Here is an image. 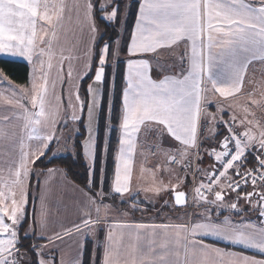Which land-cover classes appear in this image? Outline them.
Returning a JSON list of instances; mask_svg holds the SVG:
<instances>
[{
  "label": "snow or ice",
  "instance_id": "obj_1",
  "mask_svg": "<svg viewBox=\"0 0 264 264\" xmlns=\"http://www.w3.org/2000/svg\"><path fill=\"white\" fill-rule=\"evenodd\" d=\"M98 14L106 24H120L121 4L0 0V55L20 57L33 66L29 88H8V95L0 96V264H57L44 255L49 246L59 247V264H84L88 243L93 246L91 264H96L97 250L102 251L101 264H264V259L203 242L211 237L264 255V125L246 109L239 121L244 127L237 131L235 114L224 120V105L217 102L215 113L208 107L216 93L224 99L241 93L249 65L264 63V0H139L126 61L120 60L118 40L97 47ZM179 48L183 51L177 53ZM161 49L178 55L179 72L169 74L160 63ZM109 64L114 70L124 64L118 97L115 78L111 87L106 83ZM90 72L92 83L81 96L80 83ZM252 103L264 109V102L253 98ZM69 124L75 126V136L81 124L85 129L82 143L73 148L82 150L88 162L90 187L97 162H103L101 190L80 201L78 221L64 225L54 219L53 207L67 195L65 174L53 168L38 174L39 210L33 211L29 229L48 243L25 249L20 233L29 232L23 226L31 165L50 151V144L60 142L58 126ZM221 125L222 133L217 131ZM168 137L178 143L163 147ZM63 139L71 141L73 135ZM149 139L155 142L154 152L164 156L163 164L148 170L153 177L158 170L174 171V164L187 174L194 162L195 173L203 174L193 203L208 207L190 226L125 223L111 217V206L103 203L107 157L112 156L114 166L111 191L123 197L131 192L138 145ZM205 140L219 148L205 149L214 157L211 171L201 166ZM140 170L145 171L143 165ZM179 184V177L174 185L154 178L142 190L159 195L170 187L175 205L183 207L186 192L177 191ZM248 185L252 191L243 190ZM230 193L237 199L227 200ZM241 199L248 209L240 207ZM250 210L258 213V222L233 220ZM224 212L229 215L223 220L212 219L213 213L219 217Z\"/></svg>",
  "mask_w": 264,
  "mask_h": 264
},
{
  "label": "crops",
  "instance_id": "obj_2",
  "mask_svg": "<svg viewBox=\"0 0 264 264\" xmlns=\"http://www.w3.org/2000/svg\"><path fill=\"white\" fill-rule=\"evenodd\" d=\"M119 1V0H118ZM138 3L139 0H137V8H138ZM136 14H137V9H136ZM136 17V15H135ZM135 20L132 26V30L134 28ZM99 29V28H98ZM131 30V32H132ZM118 41L120 42V37L121 33L119 34ZM131 35V34H130ZM101 36V32L99 30V34L97 36V41ZM47 39V37L45 38ZM130 42V37L127 40V42L124 44V46L121 47L122 49V55L120 56V60L126 61L129 59V57L126 54V47L127 44ZM161 53V56L159 57V61L161 64H163L166 68L170 69L169 74H174V72H179V67L177 66L179 63V57L178 55H171L170 50L167 49H161L159 50ZM183 51V48L177 49V53ZM154 54H149V58H152ZM134 58V57H133ZM0 59L3 60H9V61H16V62H23L26 63L29 67V63L20 57H9L5 55H0ZM67 67V62H65V70ZM174 69V71H172ZM30 70V68H29ZM30 75V72H29ZM93 75V72H90L87 77L83 79V81L80 83V94L81 96H84V89H83V84L87 80V84L85 86V89L87 90V87L90 83H92V80L90 79ZM153 78H156V75L153 74ZM14 83L10 80L9 77L6 75H2L0 73V96L8 95L7 89L8 88H14ZM25 86V85H23ZM262 92H264V63H262L259 60H254L252 64L249 65L248 71L246 73L245 77V84L242 89L241 93L236 94L234 97H229L227 99L219 97V94L216 93L213 97L211 102L209 103L208 107L209 110L213 113L216 112V103L219 102L222 105H224L225 111L223 113V119L228 120L229 117L232 114H235L237 121H236V127L237 131H241L243 129V125L239 123L241 119H245L246 117V109L248 113H254L255 119H257L261 125H264V109L259 107L258 105H255L252 103V99L255 98L256 100H260L264 102V95H262ZM24 102V101H23ZM26 104V102H24ZM231 104L233 107L229 108L228 105ZM218 116L220 114H217ZM247 119H253V116L251 114H247ZM86 123V121H85ZM60 130L57 132V136L66 138L68 137V132L70 131L73 127H75L72 124H69V127L67 129H62V127L58 126ZM218 132H224L225 129L221 125L220 128L217 130ZM73 135V140L67 141V145L62 144V141L60 140V143L57 147H62L63 148V155L65 154H75V149L73 148V141L75 143L76 136L74 133L69 134ZM86 135V134H85ZM209 133L205 130V136H208ZM85 137V136H84ZM84 139V138H83ZM142 139V138H141ZM222 139V136H221ZM65 141V139H63ZM154 141L149 139L147 142H141L138 145L137 148V155L134 157V166H133V176H132V181H131V192L130 193H125L123 197H120L118 194L112 193V195L118 196V200L120 199H130L134 200V204L140 205L143 207L145 204L142 200L144 199V196H148L150 198L154 199H164L168 195H171V198L173 199V193L171 192V188L169 187L168 191L161 192L159 195L154 194L152 192H144L142 189L148 186H151L153 184V179L155 178L156 181H163L166 185L169 184H176L177 183V178H180V184L179 187L177 188V191H183L185 190L189 194V189L191 186V177L189 174L183 173L180 169L172 167L174 171L172 172H166L163 170H158L155 171L154 177L153 173L148 171L149 169H155V166L157 164H163L164 163V156L160 152H154ZM171 144H176L178 142L172 141L170 137L167 138V140L163 143V147H169ZM55 144L52 143L50 144L49 147H52ZM211 147H217L218 144L214 142H210L208 140L204 141V148L200 149L202 153V161H201V166L204 170L206 171H211L212 165L214 164V157H210L206 152V148H211ZM56 149V150H57ZM143 152V155H140V153ZM55 153V152H54ZM57 153V151H56ZM57 154H55L56 156ZM85 159V158H84ZM143 165L145 171L141 173V166ZM32 168V174L33 178L30 181L29 184V196H28V204L25 209L26 212V218H27V223L25 226H23L24 229H29V225L32 223V216H33V211L36 210L38 212L39 210V191H38V186H37V181H36V176L40 174L43 170H34V164L31 165ZM53 169H59L61 173L65 174L66 179H67V186L63 188V191L67 194L65 197H62V200L60 202H57L56 205L53 207V214H54V219L58 218L61 223L64 225L70 226L73 221H78L80 219V215L77 214L75 211L76 207L79 205L81 200H84L86 196H95L94 193L91 191V189L88 187H82L72 181L68 176L65 170L59 166H53L51 167ZM46 172V170H45ZM100 172V171H99ZM98 172V173H99ZM102 173H100V176ZM199 175V180L203 179V174H198ZM99 176V179L101 177ZM39 179L41 182H43L44 176L39 175ZM92 179V177H91ZM74 189H76L74 191ZM82 190V191H79ZM251 191V190H248ZM190 195V194H189ZM212 197H209L211 199ZM189 199V196H188ZM229 201L236 200V194H232L226 198ZM255 199V198H254ZM99 200V198H97ZM138 201V202H136ZM109 201L103 200L104 204L110 205L108 203ZM156 202L152 203H146L148 207L149 205H155ZM174 203V202H173ZM175 205V204H174ZM239 205L241 208L248 209V205L243 201V199L239 200ZM146 206V207H147ZM188 206V205H187ZM208 207L205 205L204 207H197L193 205V209L188 211L187 209L181 210V211H176L174 213H170L164 218H159L152 216L148 213H143L141 210H135V209H130V208H117L114 206H111V210H116L117 212L121 214H115L110 211L111 217L125 222L129 224H136V223H142L146 225H174V224H187L191 225L194 221L197 219H202L203 213L205 208ZM122 209V210H118ZM128 209V214L124 215L123 212ZM144 209V208H143ZM184 209V208H183ZM180 210V209H179ZM131 212V213H130ZM82 215V214H81ZM93 215H95L93 213ZM224 215H229L228 212H224L223 215H220L217 217L215 213H213L212 219H220L223 220ZM233 220L239 221L241 219L243 220H251V221H256L258 222L259 217L258 213L255 210H250L246 211L245 214L242 217L239 216H233ZM55 227L57 230L60 229V224H56ZM20 236L24 240H30V244H37V245H47V240L46 239H40L39 233L37 231V234H32L31 230L29 229L28 235H25L24 231L22 230L20 233ZM103 238V234L101 233V239ZM199 239V238H198ZM23 240V241H24ZM203 242L208 245H212L215 248H220L223 249L227 252H237V253H242L243 255L255 257L256 259H264V255H261L259 252H256L253 249H245L240 246H235L232 245L224 240H218L214 239L211 237H204ZM57 245L60 244L59 241L55 242ZM28 244V243H26ZM92 244L88 243L85 251L83 253V261H86V255L88 256V264H91L92 261ZM25 248V247H24ZM26 249V248H25ZM44 255L49 258H54L59 264V259H60V249L59 247H51L47 250H45ZM96 264H101L102 260V251L97 250L96 256H95Z\"/></svg>",
  "mask_w": 264,
  "mask_h": 264
},
{
  "label": "trees",
  "instance_id": "obj_3",
  "mask_svg": "<svg viewBox=\"0 0 264 264\" xmlns=\"http://www.w3.org/2000/svg\"><path fill=\"white\" fill-rule=\"evenodd\" d=\"M118 3L122 4L121 1H118ZM122 6V5H121ZM136 9H137V1L136 6L132 9V12L130 14V19L128 24L126 25L125 29V37L124 44L127 42V40L130 37L132 26L135 20L136 15ZM97 27L99 28L101 32V36L97 41V47L102 46L104 41H117L119 38V25L118 24H106L105 22L100 20L99 14L96 17ZM114 46V45H113ZM124 61V60H121ZM0 70L9 77L13 82L16 84L24 85L27 84L29 81V66L26 63L23 62H16V61H9V60H3L0 59ZM113 67L111 64H109L107 70H106V76L109 87H111L112 78H113ZM124 70V64H120L119 69L115 71V96H119L120 90L123 86L122 84V74ZM94 75V72H93ZM92 75V76H93ZM88 80H92L91 78ZM87 82V80H86ZM86 82L83 84L84 89V96L86 95ZM118 107V102H117ZM63 129V128H62ZM85 129L83 125H80V133L79 136H76L75 143L79 144L82 143L83 138L85 136ZM117 137L118 133H114L111 138V147L113 150L117 147ZM57 143L54 144L50 151H48L45 156L41 157L39 160H37L34 164V170H43L45 171L47 168H51L53 166H59L65 170L67 173V176L77 183L78 185L82 187H88L89 186V167L84 161V156L82 153V150L76 148L75 154H65V155H53L54 151L57 149ZM106 171H107V180L103 184V190L105 193L108 194V196H111L112 200L118 201V196L111 194V183L113 179V172H114V166H113V158L112 156L107 157V165H106ZM99 177V173H98ZM91 191L93 193H96L99 189L98 186L94 188L93 186H89ZM28 243V244H26ZM23 247L28 249L31 244L30 240H22ZM84 264H88V256L86 255V261Z\"/></svg>",
  "mask_w": 264,
  "mask_h": 264
},
{
  "label": "rangeland",
  "instance_id": "obj_4",
  "mask_svg": "<svg viewBox=\"0 0 264 264\" xmlns=\"http://www.w3.org/2000/svg\"><path fill=\"white\" fill-rule=\"evenodd\" d=\"M119 1H121V3H122L121 4L122 5L121 6L122 15L120 17L121 23L118 24L119 25V28H118L119 29V33H121L120 42H119V46L121 48L122 46H124V40L126 39V37H125L126 25L129 22L130 14L132 12V9L136 6V1L137 0H119ZM124 5H130V7L125 9ZM113 47H116V45L114 44ZM29 65H30V67H29L30 68L29 81H28L27 84H24L25 86L20 85V84H16L15 82H13L10 79L14 83L13 85H14V88L16 89L17 92H19L21 88H29L30 87V79H31L32 71H33V66L31 64H29ZM115 71L116 70H113V77L115 76ZM0 73H2V75L4 74L1 70H0ZM24 102H26V105L28 104L27 100H24ZM28 106L30 107V105H28ZM63 129H65V128H63ZM67 132H68V136H69V134H72V129L70 131H67ZM61 141H62V144L64 143L63 146L67 145V142L63 141V137H62ZM59 143H57V146L59 145ZM73 143H74V141H73ZM73 143H72V145H73ZM56 151H57V153H56ZM54 152L57 155H63L62 154L63 153V148L60 146ZM84 161L88 165V162L85 159H84ZM101 167H104L103 162L102 161H98L97 165H96L95 172L92 174V182H93L92 186L94 188H96L98 186L99 189L97 190V192H99L101 190V179H99V177H98V172L100 171L99 172V176H100V173H101ZM105 171H106V168H105ZM106 175H107V171H106ZM200 180L198 179V181H197L198 183L197 184H199ZM192 185L193 184H192V181H191V186H190V189H189V194L190 195L188 194V196H189L188 206L186 208L180 209V210L175 207V205L173 203V199L171 198V195H168L164 199H160V200L154 199V198H150L148 196H144V199L142 201L145 204L143 205V207L140 206V205L134 204V200H130V199H120V200H118L116 202V201L111 199L112 198L111 196H108V195H106L103 200H106V201L108 200L110 202V203L109 202L108 203L111 204V206H114L116 208H117V206H118V208H122V207L125 206V208H130V209L132 208V209H135V210H141V211H143V213H148V214H150L152 216L158 217V220H159V218H162V217L164 218L168 214L174 213L176 211H181V210H185V209L190 211L191 209H193V205H194L193 197L194 196H192ZM96 193H94V195H96ZM232 194L233 193H230L228 196H230ZM234 194H236V193H234ZM97 198H99V197H97ZM166 201H167V203H165ZM152 202H156L155 205H149L150 207H148L146 205V203H152ZM118 210H122V209H118ZM111 212L112 213L115 212V214H121V213L117 212L116 210H111ZM128 212H129L128 209H126V211L123 212V214L126 215V214H128ZM25 224H24V226H25ZM22 240H24V239H22Z\"/></svg>",
  "mask_w": 264,
  "mask_h": 264
},
{
  "label": "built area",
  "instance_id": "obj_5",
  "mask_svg": "<svg viewBox=\"0 0 264 264\" xmlns=\"http://www.w3.org/2000/svg\"><path fill=\"white\" fill-rule=\"evenodd\" d=\"M172 167H175V168L180 169L179 166H177L175 164L172 165ZM188 174L191 177V181H192V184H193L192 185V196H194V188L198 185L197 184L198 183L197 181H198V178H199V175L195 173V162H194V166H193V171L192 172H189ZM243 190L244 191H248V190H251L252 191V187H251V185L244 186Z\"/></svg>",
  "mask_w": 264,
  "mask_h": 264
},
{
  "label": "water",
  "instance_id": "obj_6",
  "mask_svg": "<svg viewBox=\"0 0 264 264\" xmlns=\"http://www.w3.org/2000/svg\"><path fill=\"white\" fill-rule=\"evenodd\" d=\"M183 191H185V190H183ZM186 192V191H185ZM173 197V202H174V196H172ZM186 199H187V203H186V205H184L183 207H180V206H176L175 205V207L177 208V209H183V208H186L187 207V205H188V193L186 192ZM136 202H138V201H136ZM174 204H175V202H174Z\"/></svg>",
  "mask_w": 264,
  "mask_h": 264
}]
</instances>
